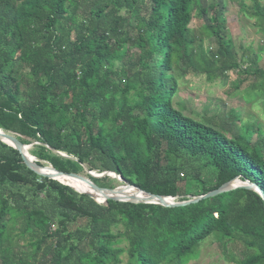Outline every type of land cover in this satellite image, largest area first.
<instances>
[{
	"label": "trees",
	"instance_id": "1",
	"mask_svg": "<svg viewBox=\"0 0 264 264\" xmlns=\"http://www.w3.org/2000/svg\"><path fill=\"white\" fill-rule=\"evenodd\" d=\"M261 1L240 7L264 34ZM210 10L206 51L190 27L202 0H0V129L42 166L107 172L89 175L101 186L118 178L176 197L184 180L202 195L237 177L264 191V130L236 110L203 121L174 104L179 60L209 82L235 71L236 89L253 78L264 92L252 50L244 67L219 4ZM213 235L251 250L236 264H264L262 196L238 187L185 206L100 203L0 140V264H188Z\"/></svg>",
	"mask_w": 264,
	"mask_h": 264
},
{
	"label": "rangeland",
	"instance_id": "2",
	"mask_svg": "<svg viewBox=\"0 0 264 264\" xmlns=\"http://www.w3.org/2000/svg\"><path fill=\"white\" fill-rule=\"evenodd\" d=\"M243 2L248 7L254 4V0H243ZM261 2L264 3V0ZM202 3L207 12L203 14V19L195 17L190 27L192 32L202 36L204 49L207 51L216 48L213 36L207 37L204 34L202 23L204 20L209 21L211 7L219 4L222 14L227 20L226 39L230 40L234 50L238 52V57L245 61L243 66L251 65L249 58L244 54V50L250 48L252 50L251 58L257 61L255 67L264 70V34L255 25V19L244 13V9L240 7L241 0H202ZM173 65L174 74L179 83L174 104L185 114L205 121L208 117L221 116L236 110L240 113L241 124H256L264 130V92L251 90L250 84L255 81L253 78H251L252 80L246 79L236 89L235 85L239 80L245 78V75L241 73L233 71L226 79L209 82L203 75L190 69L182 60L174 62ZM114 77L120 80V75ZM256 135L253 137L254 140ZM31 147L28 148L29 155L37 160L36 156L30 152ZM45 164L46 166L50 165L47 162ZM88 171L90 170H84L81 175L90 178ZM91 172L96 175L100 174L96 171ZM108 181H102L105 184L102 187L115 188L123 184L118 178ZM107 182L111 186L107 185ZM179 185L182 189L180 195L174 197L172 201L190 199L201 194V185L195 181L184 180ZM129 194H132V191L126 192V195ZM24 243L25 241H23ZM250 252L251 250L239 241H220L213 235L201 244L198 258L191 260L188 264H236V261L241 260ZM121 258L124 262L127 261L125 253L121 255Z\"/></svg>",
	"mask_w": 264,
	"mask_h": 264
},
{
	"label": "water",
	"instance_id": "3",
	"mask_svg": "<svg viewBox=\"0 0 264 264\" xmlns=\"http://www.w3.org/2000/svg\"><path fill=\"white\" fill-rule=\"evenodd\" d=\"M0 140L14 147L15 149H17L21 153L24 163L27 165V167H29L30 169H32L33 171H35L36 173L42 176L56 179L59 182H61L58 179V177L60 176L75 177V178H78V179H81L87 182L92 188L93 192L79 191L74 186H71L69 184H66V185L72 187L74 190L80 193L88 194L89 196H91L92 198H94L100 203H106L109 199H112L115 201H122V202L130 201V202H135V203L137 202L156 203V204H161L166 207L185 206L191 203L198 202L201 199L212 197V196L227 192L231 189H235L238 187H244L246 189L254 190L258 192L264 200V191L259 186H257L256 184L252 182H249L248 180L245 181L244 183L241 182V184H238V185H232V182L235 179H237V177L228 182H225L224 184L219 186L217 189H214L206 194H202V195L194 196L190 199L178 200V201H172V199L174 198L172 196H165V195L151 193V192L142 190L139 187L134 186L128 182H124L122 185H119L115 188L102 187L96 184L91 178H87L86 176H83L81 174L66 173V172L57 170L51 164L49 166H46V165L42 166L38 164L36 162L37 160L34 159L32 155H29L27 152L30 145L23 144L14 135L4 132L1 129H0ZM88 172L90 173V176H93V177H101L107 174V172H103L102 174L100 173L96 175V174H93L91 171H88ZM132 188L138 190L140 193H143V195L139 196V194H131L130 196H126V192ZM97 194L103 195L102 200L101 199L99 200L100 197L98 198Z\"/></svg>",
	"mask_w": 264,
	"mask_h": 264
},
{
	"label": "bare ground",
	"instance_id": "4",
	"mask_svg": "<svg viewBox=\"0 0 264 264\" xmlns=\"http://www.w3.org/2000/svg\"><path fill=\"white\" fill-rule=\"evenodd\" d=\"M27 152H28V150H27ZM28 154H29V152H28ZM58 179H59L61 182L65 183V184H69V185H71V186H74V187H75L76 189H78L79 191L93 192L92 188L90 187V185H89L87 182H78V181L72 179V178L69 177V176H60V177H58ZM245 181H246V180L241 181V180H239V179H235V180L232 182V185H238V184H241V182L244 183ZM128 191H132V194H139V196L143 195V193H140L138 190H136V189H134V188H132V189H130V190H128ZM97 195H98V197H100V199L102 200L103 195H99V194H97ZM130 195H131V194L126 195V196H130Z\"/></svg>",
	"mask_w": 264,
	"mask_h": 264
}]
</instances>
